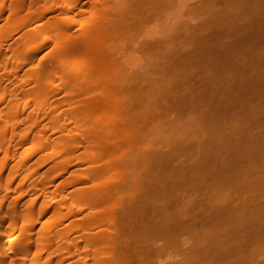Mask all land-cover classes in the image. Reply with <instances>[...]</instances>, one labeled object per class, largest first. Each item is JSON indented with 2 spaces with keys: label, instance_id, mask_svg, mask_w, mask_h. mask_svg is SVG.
Here are the masks:
<instances>
[{
  "label": "bare ground",
  "instance_id": "bare-ground-1",
  "mask_svg": "<svg viewBox=\"0 0 264 264\" xmlns=\"http://www.w3.org/2000/svg\"><path fill=\"white\" fill-rule=\"evenodd\" d=\"M39 1L0 0V264H264V0ZM151 22L132 72L102 36Z\"/></svg>",
  "mask_w": 264,
  "mask_h": 264
},
{
  "label": "rangeland",
  "instance_id": "rangeland-1",
  "mask_svg": "<svg viewBox=\"0 0 264 264\" xmlns=\"http://www.w3.org/2000/svg\"><path fill=\"white\" fill-rule=\"evenodd\" d=\"M74 1L76 0H42L39 1L37 3L34 4V8L38 9V13L43 15V4L49 3V2H53V3H57V4H61L63 6L66 5H73ZM83 1L86 0H82V3H85ZM113 1H117V0H113ZM82 3L78 4V6H81ZM88 5V4H87ZM85 5L83 7V9H88V6ZM32 6H27V8H31ZM58 9V8H57ZM55 9L51 14L52 15H59V11ZM79 8L76 10L75 13H68V14H62L60 13V15L58 16L59 19L61 18L63 22H65V18H67L66 16L68 15H73V18L71 20H73V24H74V30L79 29L81 26V20L84 18V16H90L88 14L87 11L84 14H79L78 12ZM176 10H178V8H171L169 11L170 13H174ZM182 10V9H181ZM184 11H188V9H183ZM58 11V12H57ZM85 19V18H84ZM160 26L157 24V22H151L148 23L146 25H143L142 27H137V28H133L132 30L126 31V32H121V33H110L108 35L102 36V41L104 43V46H106L109 51L111 52H116V56L119 57V61L121 62H131L132 64H134L133 67L132 66V70L130 71H139V73L141 74H145L148 70L151 71L156 65H155V59H153L151 57V55L142 47L141 45V41L145 39V37L150 34L153 33L154 31H156L157 29H159ZM134 68V69H133ZM20 73H23V71H21ZM25 75V74H24ZM144 86H147L149 89L147 92V96H146V101L149 102V104H152L153 106L156 105L158 103V99H159V89L156 87L157 85L155 83H153L152 79L143 81ZM11 85V84H9ZM8 96V94H7ZM171 117V116H170ZM179 117V116H178ZM184 117V116H183ZM183 117L180 116V118H178L176 120V125H168V121L169 118L168 116H163L160 119H156L155 121L151 122V124L149 125V128L147 129V131L145 132V134L142 136V141L143 143L146 144H151L153 146H158L159 144H162L163 142L166 144L165 150L168 149V152H170L172 150V148H174L172 146L173 143L179 141H185L186 139H191L194 138L195 136H191V134L189 133V131H191V129L193 128V126L191 125V123H186V119H182ZM171 121V120H170ZM180 128H177L179 127ZM165 129V130H164ZM175 129V131L178 129V131H182L186 133L185 134H181L180 136L175 135V136H164L162 134V131H166L167 133L173 132V130ZM170 130V131H169ZM47 133L50 136H56L59 133L58 132H53L50 128H46ZM178 133V132H177ZM22 134V133H21ZM183 135V136H182ZM187 135V136H186ZM178 142V143H179ZM82 151V149L80 150ZM79 151V152H80ZM177 153L182 152V149H176L175 150ZM79 165V166H78ZM76 166H73L72 169H70L67 173L65 172L64 174V178L65 176L68 177V175L70 176V173L72 175V172H70L71 170H75L81 167V169L87 167V163H84L83 165L78 164ZM86 169V168H85ZM67 221H62V226L64 227L66 225ZM65 225H64V224ZM64 225V226H63ZM264 248V246H263ZM166 259H169V256H165Z\"/></svg>",
  "mask_w": 264,
  "mask_h": 264
}]
</instances>
